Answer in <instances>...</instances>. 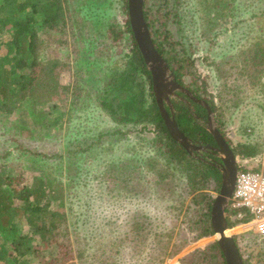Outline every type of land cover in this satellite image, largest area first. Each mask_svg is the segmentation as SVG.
I'll list each match as a JSON object with an SVG mask.
<instances>
[{
  "label": "rangeland",
  "instance_id": "1",
  "mask_svg": "<svg viewBox=\"0 0 264 264\" xmlns=\"http://www.w3.org/2000/svg\"><path fill=\"white\" fill-rule=\"evenodd\" d=\"M96 1L82 13L102 22L92 41L99 55L95 65L108 74L109 67L122 66L130 55L131 41L123 33L127 10L124 0ZM68 4L79 10L71 0ZM144 9L181 84L207 101L213 125L236 160L250 158L243 155L247 148L258 154L264 139V0H224L218 5L212 0H146ZM40 21L39 14L32 26L41 39L38 60L55 67L59 87L49 103L39 106L50 113L42 123H33L29 107L0 114V172L8 163L17 164L18 171L31 167L36 155H44L41 169L63 185L62 202L51 207L63 212L65 221L44 240L25 216L17 221L16 237L0 231V264H14L4 253L17 257L16 264H216L197 253L215 237L195 239L196 230L189 229L194 203L186 176L181 165L160 155L165 146L155 124L114 123L76 74L69 24L60 36L45 32ZM10 31L9 24L0 22L1 57L12 56L6 46ZM145 89L147 107L151 97L148 85ZM23 126L43 129L29 135ZM66 147L69 162L58 164L56 157ZM40 174L27 171L22 184L30 185ZM220 180V173L219 179L208 177L196 193L214 200ZM14 203L22 213L21 203ZM225 216L242 264H264V239L245 226L250 217L245 220L244 211L228 206ZM13 241L28 246L29 254L18 256Z\"/></svg>",
  "mask_w": 264,
  "mask_h": 264
},
{
  "label": "trees",
  "instance_id": "2",
  "mask_svg": "<svg viewBox=\"0 0 264 264\" xmlns=\"http://www.w3.org/2000/svg\"><path fill=\"white\" fill-rule=\"evenodd\" d=\"M69 1L22 0L17 2V0H3L0 6V22L3 26L8 24L11 26L10 40L6 46L9 48V53H13L11 57L0 56V114L9 116L17 109L29 107L32 113L29 117L33 119V123H42L44 118L50 115L44 108L40 107L41 109H39V106H45L52 100L54 89L59 87L58 73L54 66H46L38 60L37 53L41 39L32 26L40 14L41 26L45 32L63 36L69 24L74 56H76V74L82 86L89 88L87 91L90 93L89 97L116 124L125 125L130 122L134 124L153 122L155 124L160 134L159 142H164L165 146L160 155L164 156L167 163L173 159L181 165L186 176L185 180L189 188L188 196H192L194 203V208L192 212L188 213L187 218L189 229L196 230L195 239L213 236L210 222L213 199L210 200L206 195L196 192L204 188L205 180L208 177L215 176L219 179V173L209 165L192 159L183 148L170 138L159 115L152 92L151 76L131 33L128 18L124 22L123 33L129 35L131 41L130 55L122 66L118 67L115 64L108 68V74L107 72L102 74V71H99L95 65L99 55L92 41L93 32L100 30L98 25L102 22L96 15L85 16L82 13V11L92 8L97 1L71 0L76 4L75 8H79V12L69 6ZM223 1L212 0V5H218ZM143 2L144 20L154 47L166 62L172 75L180 82L177 68L169 60L170 58L168 59L164 48L154 36L152 21L144 9L146 0ZM162 3H166V0H162ZM122 4L127 10V0H124ZM81 13L82 15H80ZM19 14H24V17L17 19L16 16ZM87 28L89 31L84 33ZM111 34H114V31ZM96 70L99 71V74L96 73ZM145 85H148L150 91L148 96L151 97V103L147 107H145ZM181 116L183 119L188 116L185 109ZM21 128H26L25 130L31 135L36 129L42 127H35L32 131L27 126ZM185 130L188 135L193 134L190 128ZM58 154L59 156L56 157L58 164L63 165L69 162V148L66 147L64 152ZM243 155L253 157L255 150L247 148ZM41 160H44V155H36V159L30 162L33 166L20 168L19 171L14 167H19L17 164L8 163L0 172V231L16 237L17 221L25 216L28 226L33 228L36 234H39L40 239L44 240L47 235L58 230L65 221L63 212L51 207L52 202L57 200L62 202L63 185L61 182H56L51 177V173L41 169L42 166L39 165ZM27 171L40 172L41 174L33 177L30 185H23L22 182ZM160 175L163 181V172ZM16 200L21 203L22 213L14 203ZM247 217L245 216V220ZM226 221L230 227L228 218ZM12 243L18 256L29 254L28 246H19V243L14 241ZM61 249L64 251L66 247H61ZM197 253L202 257L201 260H213L216 264H225L216 241L211 242ZM4 254H6V258L9 256L14 264L17 263V257ZM175 254L177 251L170 256Z\"/></svg>",
  "mask_w": 264,
  "mask_h": 264
},
{
  "label": "water",
  "instance_id": "3",
  "mask_svg": "<svg viewBox=\"0 0 264 264\" xmlns=\"http://www.w3.org/2000/svg\"><path fill=\"white\" fill-rule=\"evenodd\" d=\"M143 1L127 0V18L130 30L143 62L150 73L153 96L165 128L170 138L190 154L191 150H197L198 148L192 145L188 138L178 130L175 122L168 116L163 107V101L169 103V96L173 94L175 89L181 88L177 82L172 80L173 75L170 74L169 67L154 47L149 29L144 20ZM209 121H211L210 117ZM209 132L217 142L218 149L216 151L222 162V166L219 168L221 175L220 189L211 205V227L225 264H242L237 245L233 237L228 233L229 228L225 216L235 185L237 174L236 158L231 148L222 140L214 127H210Z\"/></svg>",
  "mask_w": 264,
  "mask_h": 264
},
{
  "label": "flooded vegetation",
  "instance_id": "4",
  "mask_svg": "<svg viewBox=\"0 0 264 264\" xmlns=\"http://www.w3.org/2000/svg\"><path fill=\"white\" fill-rule=\"evenodd\" d=\"M172 80L177 82L181 89H175L173 94L168 98L169 103L163 101V107L168 116L175 122L178 130L188 138L192 145L198 148L197 150H191L190 154L185 152L192 159L203 162L219 172L222 162L216 151V149H218L217 142L209 132V128L214 127L222 140L230 147L227 139L224 138L221 131L213 125L211 118L212 112L207 101L201 97L193 96L174 76ZM184 109L189 116H186V119H183L181 116ZM209 117L211 121H209ZM187 128L192 130V135L187 134L188 132L185 130Z\"/></svg>",
  "mask_w": 264,
  "mask_h": 264
},
{
  "label": "built area",
  "instance_id": "5",
  "mask_svg": "<svg viewBox=\"0 0 264 264\" xmlns=\"http://www.w3.org/2000/svg\"><path fill=\"white\" fill-rule=\"evenodd\" d=\"M236 164L235 185L228 207L244 211L250 217L245 226L264 239V139L258 154L236 160Z\"/></svg>",
  "mask_w": 264,
  "mask_h": 264
}]
</instances>
